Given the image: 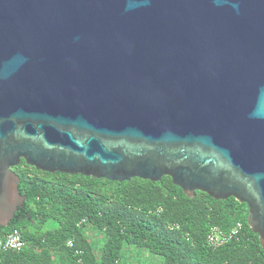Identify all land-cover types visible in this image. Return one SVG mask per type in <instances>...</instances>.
<instances>
[{
	"label": "water",
	"instance_id": "obj_1",
	"mask_svg": "<svg viewBox=\"0 0 264 264\" xmlns=\"http://www.w3.org/2000/svg\"><path fill=\"white\" fill-rule=\"evenodd\" d=\"M21 159L231 196L264 248V0H0V226Z\"/></svg>",
	"mask_w": 264,
	"mask_h": 264
},
{
	"label": "trees",
	"instance_id": "obj_2",
	"mask_svg": "<svg viewBox=\"0 0 264 264\" xmlns=\"http://www.w3.org/2000/svg\"><path fill=\"white\" fill-rule=\"evenodd\" d=\"M12 170L25 200L0 232L17 229L26 244L1 251L0 264H122L125 246L159 264H264L247 207L231 196L196 190L188 197L166 175L109 181L37 170L23 159ZM237 222L240 229L220 245L207 241L213 226L229 234Z\"/></svg>",
	"mask_w": 264,
	"mask_h": 264
},
{
	"label": "built area",
	"instance_id": "obj_3",
	"mask_svg": "<svg viewBox=\"0 0 264 264\" xmlns=\"http://www.w3.org/2000/svg\"><path fill=\"white\" fill-rule=\"evenodd\" d=\"M241 227V223L237 222L229 234L220 231L213 226L207 235V241L213 246L223 243L229 236L235 234ZM26 242L21 238L17 229H13L7 233L0 232V253L1 251L13 249L20 250L25 246Z\"/></svg>",
	"mask_w": 264,
	"mask_h": 264
},
{
	"label": "rangeland",
	"instance_id": "obj_4",
	"mask_svg": "<svg viewBox=\"0 0 264 264\" xmlns=\"http://www.w3.org/2000/svg\"><path fill=\"white\" fill-rule=\"evenodd\" d=\"M89 236L95 238L94 233ZM98 236V239L101 238ZM99 243V242H98ZM122 264H159L160 259L157 256L147 253L145 250L137 249L134 246H125L123 248Z\"/></svg>",
	"mask_w": 264,
	"mask_h": 264
}]
</instances>
